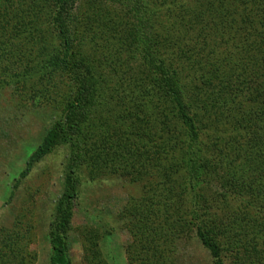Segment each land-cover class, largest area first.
<instances>
[{
    "label": "trees",
    "instance_id": "obj_1",
    "mask_svg": "<svg viewBox=\"0 0 264 264\" xmlns=\"http://www.w3.org/2000/svg\"><path fill=\"white\" fill-rule=\"evenodd\" d=\"M116 41L129 54L128 66L104 71L110 57L119 60ZM0 50L1 72L17 78L15 86L22 82L26 90L35 80L59 91L64 80V89L73 88L20 174L26 178L68 145L48 264H72L68 235L84 167L91 180L118 174L145 183L152 175L154 191L142 187L121 215L133 238L128 264H172L171 244L189 233L213 264L230 254L231 264H264V0H0ZM217 98L253 105L245 117L234 115L241 130L234 142L203 147L200 134L219 121ZM177 133L183 137L175 139ZM235 162L243 167L239 174ZM185 170L190 187L178 184ZM200 178L217 180L239 209L217 219L220 195L200 194L193 186ZM99 231L85 232L84 264H106L93 243ZM3 242L10 251L0 264L33 263V255L11 250L15 241Z\"/></svg>",
    "mask_w": 264,
    "mask_h": 264
},
{
    "label": "rangeland",
    "instance_id": "obj_2",
    "mask_svg": "<svg viewBox=\"0 0 264 264\" xmlns=\"http://www.w3.org/2000/svg\"><path fill=\"white\" fill-rule=\"evenodd\" d=\"M49 43L54 44L56 41ZM114 44L119 48L116 55L119 60L110 57L104 71L108 67L118 71L121 67L128 66L129 54L122 52L123 46L117 41ZM2 53L0 50V55ZM103 54L102 51V56H97L99 61L104 60ZM109 56L111 55L106 53V57ZM18 58L14 57L11 62L14 63ZM193 61L195 62L194 59ZM138 63L137 60L129 69L136 71ZM1 71L0 67V257L10 251L9 247H6L8 245L3 242L7 239L16 243L15 249L11 250L18 249L20 253L33 255L32 264H48V230L53 220L56 200L62 192L65 165L70 155L68 145L60 144L40 163L35 164L26 178H20V174L30 155L41 144L53 124L62 117L66 100L72 96L73 88L70 85L64 89L66 82L62 80L58 82L60 90L51 91L35 80H28L27 88L23 90L22 82L15 86L17 78H7ZM212 103L216 107L214 112L218 110L216 116L219 121L211 131H203L200 134L199 142L203 147L211 141L221 143L229 138L231 143L234 142L233 139L241 135V130L234 126V115L236 118L245 117L247 110L253 105L244 102L238 106L229 105L220 98ZM98 120L97 117L92 124L99 123ZM180 137H183L181 133L175 135V139ZM150 138L156 137L152 133ZM240 141L244 142L243 139ZM209 156L212 161L215 155L210 153ZM234 164L237 173H241L242 165L239 162ZM225 174L226 171L220 172V175ZM77 176L78 196L74 202L72 228L68 235L71 263L84 264V247L87 245L85 232L99 229L101 237L93 243L96 244L103 261L106 264H128L126 252L128 247L132 246L133 238L126 229L128 222L122 220L121 215L131 199H137L143 194L142 187L145 186V190L150 191V194L154 191V182H148L151 181L149 177L152 175L144 177L147 180L145 183H135L118 174L91 180L88 170L84 167ZM185 176L187 177L184 180ZM190 178L189 171L185 170L178 177V184L185 183L190 187ZM198 181L196 184L194 180L193 186L200 194L208 197L212 192H216L220 195L218 206H215L218 208L215 209L217 219L222 218L224 221L239 209V201L225 195L217 180L200 178ZM107 230L111 231V235H106ZM174 241L171 244L174 251L171 254L169 251L172 264H213L208 252L196 241L192 233L186 234L185 238L183 236L180 240L175 237ZM167 243L170 245V238ZM232 262L231 254L229 258L224 259V264Z\"/></svg>",
    "mask_w": 264,
    "mask_h": 264
}]
</instances>
